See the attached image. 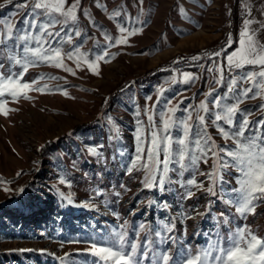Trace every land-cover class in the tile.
Returning a JSON list of instances; mask_svg holds the SVG:
<instances>
[{"label":"rangeland","instance_id":"obj_1","mask_svg":"<svg viewBox=\"0 0 264 264\" xmlns=\"http://www.w3.org/2000/svg\"><path fill=\"white\" fill-rule=\"evenodd\" d=\"M73 2L66 0L65 10ZM34 3L0 0V29L9 21L14 33L24 28ZM116 12L119 15H113ZM76 15L75 25L57 24L48 29L61 36L73 27L80 29L81 35L73 33L71 42L62 47L63 53L75 49L72 58L63 56L59 66H30L21 81H35L25 91L28 98H3L10 111L6 118L0 115V264H61L65 254V264H83L86 258L97 259L78 254L89 247L86 242H99L101 237L111 240L122 225L127 238L135 237L141 244L146 236L158 239L153 235L157 229L174 237L175 243L162 246L170 248L172 256L181 250L203 249L216 233L227 238L229 229L241 225L264 238V201H256L254 213L245 219L220 198L221 185L216 186L217 196L205 191L211 184L205 175H195L203 188H192L194 195L182 198L183 183L193 175L191 170L166 173V181L171 177L169 190L161 192L142 184L146 171L139 168L145 163L149 140L164 135V120L187 118L189 112L187 123L193 131L198 115L205 116L217 151L236 148L211 123L209 114L219 109L208 103L206 113L199 106L213 95L222 96L232 76L255 67L246 65L229 72L224 68V55L238 50L246 19L256 21L249 31L258 29L255 39L264 44V28L258 23L264 22V0H143L142 5L138 0H81ZM122 25L139 31L128 36L119 31ZM108 37H126L127 44L113 46ZM230 37L231 47L218 57L211 56ZM7 46L12 47L11 40ZM105 51L107 56L101 59ZM5 55H0L5 65L0 71L4 72L8 67ZM214 61L223 68L222 83H215L220 73ZM147 72L149 76L140 80ZM251 85V81L238 82L236 89ZM260 91L238 105L236 120L244 110L251 113L247 116L250 127L264 118V108H259L264 105V89ZM169 133L182 136L173 124ZM190 141L191 134L186 143ZM169 143L176 147L171 139ZM138 147L142 149L140 160H136ZM208 155L207 163H199L200 172L212 171L213 160ZM130 161L137 167L129 173ZM238 176L234 168L223 169L222 187L238 188ZM166 225L173 228L171 233L163 231Z\"/></svg>","mask_w":264,"mask_h":264},{"label":"snow or ice","instance_id":"obj_2","mask_svg":"<svg viewBox=\"0 0 264 264\" xmlns=\"http://www.w3.org/2000/svg\"><path fill=\"white\" fill-rule=\"evenodd\" d=\"M65 3L66 0H35L31 10V19L24 21V28H17L14 33L9 21L3 29H0V35L3 37L0 39V55L6 54L5 59L8 61L6 72L0 71V115L5 118L8 116L10 109L5 107L7 101L3 99L4 97L9 96L13 100H18L20 96L25 99L28 98L25 91L29 90L30 83L34 84L35 81L23 83L21 81L30 66L40 63L59 66L63 56L72 58L75 49L63 53L62 47L64 42H71L73 33L75 36H80V29L73 27L72 32L65 31L63 36L60 32L53 33L48 30L57 24L65 26L69 23L76 24V12L81 0H74L67 10H65ZM138 3L142 5L143 0H138ZM36 10L40 11L37 12ZM83 14L86 17L88 16L86 11ZM113 15H119V12ZM132 19L134 22H139L138 18ZM38 20L39 23H37ZM253 22L256 21L247 19L244 21L240 39L237 41L238 50L234 49L232 53L224 55V61H226L224 68L232 72L233 69H243L246 65H252L259 67L260 70L256 71L253 67L247 71L237 73L227 81V88L222 96L219 94L213 95L210 101L201 102L199 106L206 113H208V103L219 109V111L209 114L211 123L225 139H232L236 144V148L225 147L217 151L215 141L208 135L205 116L198 115L194 131L193 126L187 123V120L191 119V112H189L187 118L181 117L172 120L170 117L163 122L162 131L164 135H154L149 140L150 147L147 156L143 157L145 163L139 165V168L146 171L142 181L145 187L157 189L161 192L168 191L167 183L171 182V177H168L166 181V173L169 171L180 173L182 170H191L193 175L183 183L186 191L182 198H190L194 195L192 188H203V182L198 183L195 179V175L199 174L205 175L211 181L205 191L217 196L216 186L221 185L220 198L235 206L239 215L245 219L248 213H254L255 208L258 206L255 203L256 201H264V118L252 122L250 127L247 116L251 113L244 110L240 113L241 118L239 120L235 119L238 105L245 99L260 95V90L264 89V44L255 39L258 29L249 31V27ZM258 23H261V27L264 28V22ZM33 30L37 34H33ZM119 31L121 33L126 32L128 36H131L139 29L133 27L129 31L128 28L122 25ZM48 37H51V39H48ZM57 37L60 38L57 39ZM108 39L111 40L113 46L127 44L126 37L120 39L108 37ZM8 40L12 41L11 48L7 46ZM53 44L56 46L54 47ZM231 45L232 40L230 37L224 48L220 52L212 53L211 56H220ZM106 56L107 52L105 51L100 58L104 59ZM198 59V56L193 57V60ZM214 63L216 64V71L220 73V78L215 79V83H222L224 80L223 68L219 61H214ZM17 65L20 67L19 71L14 70ZM4 68V63H0V69ZM66 70L71 71V69ZM208 71H212V68H209ZM94 73L99 74L98 70L95 69ZM248 81L252 82L249 88H241L237 91L238 82L243 84ZM253 88L256 91H253ZM36 90L43 91V89ZM250 92L252 96H249ZM208 95H212V92L210 91ZM227 101H232V103H226ZM259 108H264V105H260ZM169 111L174 110L170 109ZM149 119L152 118L149 117ZM220 121H223L233 130L231 132L227 131L221 126ZM170 124H173L182 136L171 137L169 133ZM190 134L191 141L186 143V138ZM170 139L176 144L175 148L171 147ZM141 152L142 149L138 147L136 160L142 158ZM161 153L164 155L163 160L160 159ZM209 153H211L213 160L212 171L208 173L200 172L199 163L201 161L207 163ZM220 153H223V155L221 156ZM130 164H132V167L128 168L129 173L137 167L131 161ZM226 168H234L238 171V188L225 190L222 187L224 182L223 169ZM61 182L65 181L62 180ZM217 223L221 222L218 221ZM222 223L226 224L228 221L224 220ZM139 228L143 230L144 226L140 225ZM163 231L171 233L173 228L166 225ZM153 235L158 239L153 240L146 236L141 244L135 237L128 239L127 232L122 225L121 230L114 233L113 239L108 240L101 237L99 242H86L89 247L78 254L97 258L91 261L86 258L83 264H99L100 261H103L104 264H146V262L147 264H169L170 261L171 264H264V238L258 237L248 225L229 229L227 238L216 233L215 238L205 248L196 252L181 250L175 256L169 254L170 248L162 247L168 241L175 243L174 237L163 235L159 229L155 230ZM67 256L68 254H65V257L61 258V264H65Z\"/></svg>","mask_w":264,"mask_h":264},{"label":"trees","instance_id":"obj_3","mask_svg":"<svg viewBox=\"0 0 264 264\" xmlns=\"http://www.w3.org/2000/svg\"><path fill=\"white\" fill-rule=\"evenodd\" d=\"M149 74H150V72H147L142 78H140V80H144V79H146V77H148ZM138 80H139V79H138ZM135 82L138 83L139 81L135 80L134 83H135ZM24 252H25V251H24ZM24 252H23V253H24ZM25 253H26V252H25ZM3 254H4V253H3ZM4 256H5V255H4Z\"/></svg>","mask_w":264,"mask_h":264}]
</instances>
